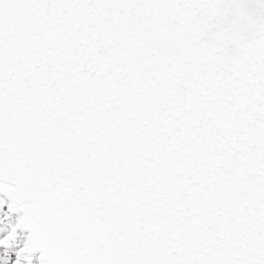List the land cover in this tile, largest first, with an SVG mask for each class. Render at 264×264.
<instances>
[{
    "label": "snow or ice",
    "instance_id": "snow-or-ice-1",
    "mask_svg": "<svg viewBox=\"0 0 264 264\" xmlns=\"http://www.w3.org/2000/svg\"><path fill=\"white\" fill-rule=\"evenodd\" d=\"M0 264H264V0H0Z\"/></svg>",
    "mask_w": 264,
    "mask_h": 264
}]
</instances>
